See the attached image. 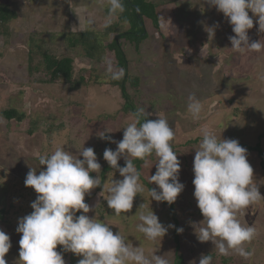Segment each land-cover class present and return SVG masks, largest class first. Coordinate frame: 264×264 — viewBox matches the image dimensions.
<instances>
[{"label":"rangeland","instance_id":"rangeland-1","mask_svg":"<svg viewBox=\"0 0 264 264\" xmlns=\"http://www.w3.org/2000/svg\"><path fill=\"white\" fill-rule=\"evenodd\" d=\"M149 1L160 6V30L146 21L148 38L138 49L121 41L129 61V82L138 80L137 86L127 85L131 110L126 112L122 110L124 102L120 91L111 84L112 79L106 71L108 62L116 67V59L105 46L117 35L128 31L130 26L118 24V18L106 26L107 0H0V4L9 6L18 16L11 23L10 35L0 39V72L18 88L30 89L28 102V93L12 98L10 102H0V113L9 108L28 116L19 127L26 131V139L21 141L25 150L21 151L11 150L10 138L3 136L0 122V141L4 139V145L0 146V196L5 200L0 211L7 212L9 227L4 232L9 235L12 245L5 256L7 264H19L22 234L17 233L16 228L18 221L33 211L31 203L36 200L33 189L26 187L24 181L30 168L37 174L44 169L39 159L36 165L40 168H34L36 155H50L58 147L77 154L83 146L91 147L102 171L108 165L103 159L106 143L97 133L108 129L111 133L107 134L112 140L121 141L123 129L141 107L150 113L148 119L161 116L173 128L172 147L181 162L179 180L185 185L184 191L172 205L151 200L148 189L160 191L157 185L150 184L158 161L153 155L149 157L147 167L136 166L141 172L145 191L134 198L131 212L122 213L120 217L114 211L111 214L105 212L106 215L98 212L101 200L107 206L111 181L122 179L118 171L111 170L106 175L101 200L97 198L92 206L88 201L97 195V188L85 197V202L92 208L89 217L96 216L108 224L114 234L120 232L133 246L142 247L146 255H164L169 264H178L177 261L199 264L202 254H210L212 264H264V201L250 206L239 216L243 225L253 226L257 231L256 237L246 246L247 250H254L250 258L237 254L219 255L211 241L200 243L197 240L191 226L193 222L203 220L194 198L192 181L195 151L199 150L205 127L218 138L222 135L224 139L238 140L247 149L254 181L264 196V52L231 50L228 37L235 35L232 26L205 0ZM162 17L171 23L164 24ZM89 20L93 21L91 26ZM109 27L113 31L106 34ZM206 27H215L213 39H209ZM84 31L94 33L102 46L95 59L88 58L81 47L71 49L68 46L69 35ZM249 37L250 42H264V33L259 32L255 19ZM46 53L56 58H72L74 79L90 75L91 84L77 91H71L70 85L63 81L44 84L42 57ZM28 58L34 67L31 74L26 67ZM3 81L0 78V92L6 90ZM191 95L202 102L198 120H194L188 111ZM111 147L116 150V144L112 143ZM118 164H125V160L121 158ZM14 174L21 179L13 177ZM12 203L13 207L9 208ZM142 204L144 207H140ZM169 206L173 207V213ZM150 210L163 225L183 228V233L178 234L171 228L163 239L147 240L137 231V225L141 223L139 215ZM56 250L62 251V247L58 246ZM63 256H72L71 261L78 263V256L70 252H64Z\"/></svg>","mask_w":264,"mask_h":264},{"label":"clouds","instance_id":"clouds-1","mask_svg":"<svg viewBox=\"0 0 264 264\" xmlns=\"http://www.w3.org/2000/svg\"><path fill=\"white\" fill-rule=\"evenodd\" d=\"M222 13L232 26L234 36L228 39L231 50L237 53L264 52V42L251 41L249 30L254 26L264 33V0H205ZM106 26L126 11L124 0H107ZM251 12V16L249 13ZM164 24L171 21H165ZM93 23L89 20V25ZM209 39L215 35V27H206ZM106 71L112 80H120L124 69L107 63ZM188 111L194 120L200 119L202 102L189 96ZM150 113L138 108L132 121L123 129V139L112 140L108 129L97 133L100 139L116 144V150L106 148L103 159L111 169L118 171L122 179L112 180L108 189L107 207L116 216L133 209L134 198L143 193L141 172L133 160L149 164V157L158 158L156 172L150 176L148 189L151 200L172 205L184 191L179 180L181 162L173 150L175 132L166 118L148 119ZM85 144V143H84ZM82 157V159H81ZM123 158L125 166L118 161ZM43 170L30 168L25 186L34 189L37 198L31 203L33 211L18 221L17 233L22 234L19 246V264H66L63 253L78 257V264H169L165 256L146 255L140 246H133L120 232L114 234L105 222L87 214L92 211L85 202L86 195L101 186V164L93 148H85L73 154L62 147L50 155L38 154ZM194 198L203 220L191 226L200 243L211 241L219 255L237 254L245 259L254 255L246 246L256 237L253 226H245L239 216L242 212L264 201L254 181V170L248 161V151L238 140L218 138L207 127L202 129L199 150L193 162ZM96 175L93 176L92 174ZM102 195V192L100 193ZM140 207H144L142 204ZM82 213L77 215V213ZM127 218V217H122ZM141 223L137 231L152 242L163 239L168 230L175 228L178 234L183 228L163 225L152 210L139 215ZM61 246L62 251H57ZM12 247L10 237L0 230V264H7L5 256ZM195 264V261L191 262ZM199 264H212V256L201 255Z\"/></svg>","mask_w":264,"mask_h":264},{"label":"trees","instance_id":"trees-1","mask_svg":"<svg viewBox=\"0 0 264 264\" xmlns=\"http://www.w3.org/2000/svg\"><path fill=\"white\" fill-rule=\"evenodd\" d=\"M124 3L126 11L118 17V24L127 23L130 28L125 33L117 35L111 43L105 46V49L108 52L113 53L116 59V67L124 69V76L120 80H112L111 84L119 89L121 98L124 102L122 110L127 112L131 110V97L128 94L127 85L131 83L132 85L137 86L138 80L135 79L136 81L134 80L129 82V61L123 49L124 44L122 45L121 41L123 43L133 44L138 49L141 43L148 38L145 22H152L153 27L156 30H160L161 17H159L158 14L160 6L150 2L149 0H124ZM17 18V13L12 11L9 6L0 4V37H8L10 35L11 23ZM106 30V34H109L113 31V28L109 27L106 28ZM67 41L68 46L71 49L81 47L85 51L86 56L91 59H95V55L102 48V46L99 45V41L96 40V35L90 31L75 33V35L71 34L67 37ZM42 64L44 66V84H58L62 81L67 82L70 85L71 91H77L83 87H88L91 84L90 75L86 77H80L78 80L74 79V60L70 57L56 58L46 53L43 54ZM29 65L31 74V71L34 69L31 58ZM5 114L8 115L9 119L11 120V115H14L15 118L19 119V121L25 117L23 114H20L13 109L6 111ZM104 140L106 143V148L112 149V143L106 139ZM133 163L135 166L140 168L143 164V161L135 160ZM119 166L123 167L125 164H121ZM111 170L113 169H111L109 165L104 166L102 169L100 174L101 186L97 187V195L94 198H102L100 193L104 187L106 175ZM97 209L102 215H106L105 212L111 214L114 211H108V207L104 205V201L102 204V200ZM169 211L173 213L174 209L172 206H169ZM77 215H79V213H77ZM177 262L178 264H183L180 261Z\"/></svg>","mask_w":264,"mask_h":264},{"label":"crops","instance_id":"crops-1","mask_svg":"<svg viewBox=\"0 0 264 264\" xmlns=\"http://www.w3.org/2000/svg\"><path fill=\"white\" fill-rule=\"evenodd\" d=\"M1 38H4V37H0V39ZM0 57H1V53H0ZM29 63H30V58L27 59V63H26V67H27L28 72H30ZM28 77H30L29 73H28ZM0 78L4 80L3 81L4 86L6 85L5 86L6 90L0 92V100H2L0 102H3V103L10 102L12 98L13 99H14V97L19 98L20 95H23V97H24L27 93H28L27 94V96H28L27 102L29 101V99H30L29 98L30 97L29 96V93H30L29 90L30 89H27L24 87L18 88L19 86L15 85L14 82H12V80L8 79L4 74H1V72H0ZM7 86H8V88H7ZM0 87H2V86H0ZM0 106H2L1 103H0ZM8 110H10V109L7 108L0 113V116L2 118V120H0V122H1V128L3 129V136L6 135V136H8V138H10L9 143L11 144L10 148L12 151L25 150V145L23 143L21 144V141L22 142L25 141L26 138H25L24 132H26V131L23 129H20L19 127L28 118V116L24 113H20V114H23L25 117L21 121H19V119L15 118L14 115H11V118H12V120H11V119H9V116L5 114V112ZM13 110H15V109H13ZM2 122H5V123L3 124ZM14 123H15V125H14ZM3 145H4V139H2V141H0V146L2 147ZM37 160H38V156L36 155V157L34 159V164H33L34 168H36V167L40 168L39 164L36 165ZM13 177H17V178L21 179L20 176H17L16 174H14ZM33 195H34L33 199H36L37 193L34 191V189H33ZM2 198L3 197L0 196V205L2 204L3 201H5ZM89 200L91 201V203H90L91 206L94 203H96V198H89L88 201ZM8 207L9 208L13 207V203L9 204ZM80 214L81 213H79V215ZM87 215L91 216V213H88ZM6 218H7L6 210H1L0 211V230L7 231L6 227H9V225L7 224L8 220ZM12 231H15V230H13V228H12ZM71 258H72V256H68V257L64 256L66 264H74L73 261H71ZM81 258L82 257H78V260ZM11 264H12V262H11Z\"/></svg>","mask_w":264,"mask_h":264}]
</instances>
